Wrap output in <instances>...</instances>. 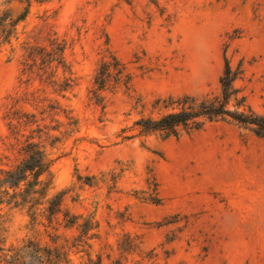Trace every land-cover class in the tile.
I'll return each mask as SVG.
<instances>
[{"label":"rangeland","instance_id":"rangeland-1","mask_svg":"<svg viewBox=\"0 0 264 264\" xmlns=\"http://www.w3.org/2000/svg\"><path fill=\"white\" fill-rule=\"evenodd\" d=\"M51 38L61 62L27 57ZM109 56L128 82L94 97ZM223 56L264 113V0H0L1 245L59 248L57 264H264V138L228 121L178 138L131 126L170 111L169 98L216 93ZM30 143L49 163L33 205L3 196L23 191L6 173Z\"/></svg>","mask_w":264,"mask_h":264},{"label":"trees","instance_id":"trees-1","mask_svg":"<svg viewBox=\"0 0 264 264\" xmlns=\"http://www.w3.org/2000/svg\"><path fill=\"white\" fill-rule=\"evenodd\" d=\"M51 46L49 51L42 47L27 46L29 50L27 57L32 60L37 56L40 63L56 61L61 62L62 46L55 38L49 40ZM239 67L231 68L228 60L223 56V67L218 77V90L214 94L203 95L200 97L192 95H182L175 99H168L167 105L171 110L158 114L156 117H139L132 122V127L138 134H158L162 138H178L183 134H189L199 130L206 123L217 121H228L241 126L250 131L257 137L264 138V113H257L251 109L245 102L244 95L241 94L234 82L240 77ZM128 75L120 63L113 57L102 61L99 70L94 76V88L91 89L92 96L96 97L97 91L104 87L113 86L117 83L125 85L128 82ZM51 83L54 81L50 80ZM69 78L63 79V85L70 86ZM55 84V83H54ZM124 138L129 135H123ZM26 157L20 164L16 165L13 172H7L6 178H9V186L17 188L19 183L24 181L23 191L13 192L3 196L15 199L20 197L21 204L29 203L33 205L38 198L45 196L47 182L39 180L41 173L46 171L48 162L44 161V152L39 149L37 144L30 143L26 150ZM30 178V180L28 179ZM6 181V179H3ZM152 202H157L156 198H149ZM19 204L18 201H14ZM62 194L53 195L47 201V218L61 211ZM62 220L65 226H71L75 223L76 217L63 211ZM80 236L85 235L93 226L89 219H84L78 224ZM128 240L125 242L123 250L131 246ZM23 254L27 256L26 260ZM0 262L16 264H57L66 263L65 252L59 248H40L32 241H26L22 247H6L1 245L0 240ZM94 264V263H92ZM95 264H98L95 263Z\"/></svg>","mask_w":264,"mask_h":264}]
</instances>
